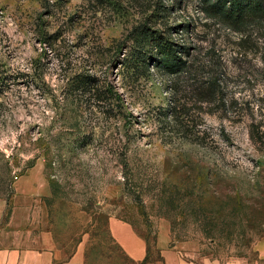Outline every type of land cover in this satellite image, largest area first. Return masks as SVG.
Segmentation results:
<instances>
[{
	"label": "rangeland",
	"instance_id": "obj_1",
	"mask_svg": "<svg viewBox=\"0 0 264 264\" xmlns=\"http://www.w3.org/2000/svg\"><path fill=\"white\" fill-rule=\"evenodd\" d=\"M207 5L0 0V199L40 167L48 193L39 222L61 244L86 237L87 264H132L110 236L111 218L150 251L166 229L198 261L259 255L264 20L234 29ZM144 27L191 48L181 55L189 70L134 66L133 33ZM217 76L220 101L202 102Z\"/></svg>",
	"mask_w": 264,
	"mask_h": 264
},
{
	"label": "crops",
	"instance_id": "obj_2",
	"mask_svg": "<svg viewBox=\"0 0 264 264\" xmlns=\"http://www.w3.org/2000/svg\"><path fill=\"white\" fill-rule=\"evenodd\" d=\"M47 189V181L36 166L13 183L11 198L0 199V264H87L90 243L86 237L61 244L39 222V204ZM108 228L132 264H220L198 261L184 247L174 244L166 229L159 232L150 251L147 240L130 224L111 218ZM256 250L259 255L254 260L232 264H264V241Z\"/></svg>",
	"mask_w": 264,
	"mask_h": 264
},
{
	"label": "trees",
	"instance_id": "obj_3",
	"mask_svg": "<svg viewBox=\"0 0 264 264\" xmlns=\"http://www.w3.org/2000/svg\"><path fill=\"white\" fill-rule=\"evenodd\" d=\"M208 1L209 14L222 19L227 25L234 29H238L248 23L264 20V0H216L215 2ZM164 9H166L164 7ZM166 11V10H163ZM188 29V25L180 26ZM178 28H170V31H175ZM136 47L131 59L136 67L148 69L153 65L159 71L169 75H179L189 69V64L182 61L183 53L189 54L191 48H186L178 45L169 38H163L155 32H151L149 28L144 27L137 29L135 33ZM264 63V56H263ZM90 78V77H88ZM92 82L93 80L90 79ZM92 83H82L81 85L88 86L89 92H94L96 98H100L103 93L97 87L93 90ZM94 84V83H93ZM92 84V86H93ZM203 89L199 91V97L202 102L220 101L221 86L219 77H212L209 81L203 84ZM90 86V87H89ZM92 88V89H91ZM92 90V91H90ZM102 99V98H101ZM174 114V113H173ZM260 139H264V132L257 133ZM251 138L257 141L254 132L251 133ZM148 261V258H147ZM146 263V262H145ZM142 263V264H145Z\"/></svg>",
	"mask_w": 264,
	"mask_h": 264
},
{
	"label": "built area",
	"instance_id": "obj_4",
	"mask_svg": "<svg viewBox=\"0 0 264 264\" xmlns=\"http://www.w3.org/2000/svg\"><path fill=\"white\" fill-rule=\"evenodd\" d=\"M17 180V178H15Z\"/></svg>",
	"mask_w": 264,
	"mask_h": 264
}]
</instances>
